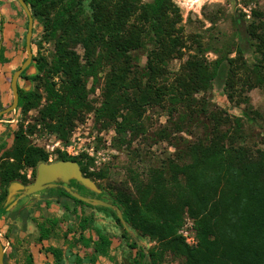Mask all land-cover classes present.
Here are the masks:
<instances>
[{
	"label": "trees",
	"instance_id": "obj_1",
	"mask_svg": "<svg viewBox=\"0 0 264 264\" xmlns=\"http://www.w3.org/2000/svg\"><path fill=\"white\" fill-rule=\"evenodd\" d=\"M24 1L34 19L33 31L41 22L44 38L54 42L50 61L43 56L33 58L36 73L26 75L25 69L20 75L34 82V88L24 91L18 85L17 108L27 112L39 107L38 125L66 142L74 122L87 107L86 79L108 64L98 111L114 123L118 134L132 130L135 120L130 112L151 102L159 104L166 97L172 114L178 112L180 119L174 123L178 130L183 124L181 117L189 120L191 135V128L207 129L203 139L187 142L181 154L170 158L165 168L151 171L146 182L133 178V190L130 183L110 186L112 203L122 208L125 222L141 237L157 243L156 250L148 252L136 242L129 245L136 249L134 264H153L155 258L167 252L182 257L183 264H264V149H251L237 142L242 128L239 117L232 120L211 110L204 99H196V94L206 92L214 78H224L232 86L239 65L236 58L227 56L230 51H220L218 58L209 61L204 56L207 49L202 50L197 42L195 51L187 56L168 86L163 81L165 63L181 55L185 46L181 29L176 28L178 9L171 0H89V16L84 14L82 0ZM19 9L23 11L20 6ZM243 18L233 17L238 38L235 51L237 58H242L253 48L259 56L252 73L254 83L260 85L264 83V13L253 10L249 19ZM24 21L27 26L26 15ZM147 42L152 48L145 65L138 68L134 63L137 56L131 53L144 48ZM74 44L82 48V58L71 48ZM250 80L243 78L244 82ZM121 102L128 114L120 113ZM205 118L210 125H204ZM3 146L0 144V150ZM0 160L1 204L6 186L13 181L30 183L22 170L30 168L33 175L39 163L48 162V153L32 145L19 129ZM57 160L77 162L82 174L93 180L106 175L102 170H89L91 159L61 154ZM44 196L55 197L57 202L65 197L74 205H85L64 189L47 188ZM20 213H27L26 208L22 207ZM183 215L193 220L195 245H187L177 234ZM89 222L87 217L79 220L78 240L85 247L91 238L84 237L82 231ZM56 223V219L45 217L38 224L39 242L48 239ZM97 236L91 263L96 256L104 255L110 244L105 235ZM50 253L55 259L51 264H63L60 250L51 249ZM75 264H81L80 259Z\"/></svg>",
	"mask_w": 264,
	"mask_h": 264
},
{
	"label": "rangeland",
	"instance_id": "obj_2",
	"mask_svg": "<svg viewBox=\"0 0 264 264\" xmlns=\"http://www.w3.org/2000/svg\"><path fill=\"white\" fill-rule=\"evenodd\" d=\"M88 2L89 0H82L86 16L90 15ZM171 2L178 9L180 20L176 28L181 29L185 46L181 49V55L169 58L165 63L163 81L168 86L171 85L187 56L195 51L197 42L201 44L202 50L207 49L204 56L209 61L218 58L220 51L223 53L230 51L227 56L236 58V65H239L232 86L229 87L224 78H214L206 92L196 94V99H204L211 110H217L232 120L239 117L242 128L237 142L251 149H264V83L260 85L254 83L256 78L252 73L255 69L254 65L259 63V56L253 52V48H249L242 54V58H237L235 41L237 43L238 38L233 23L234 16H244L243 19H249L253 10L264 13V0H171ZM20 16L23 18L21 21L18 20L19 23L17 19L7 16L0 23V26H3V29L1 28L3 42L0 46V78L1 75L4 77L2 79L4 82L1 84L2 87L5 85L0 92L2 108L7 107L12 101L10 79L26 58L25 13L21 11ZM30 45L32 61L25 70L26 75L36 73L33 58L43 56L50 61L54 53V42L44 38L41 22L32 32ZM71 48L82 58L83 50L80 45L74 44ZM151 48V43L147 42L144 48L131 53L137 56L134 63L138 68L145 65L147 53ZM81 62L83 63L82 60ZM108 72L109 65L105 64L94 76L86 79L87 107L74 122L66 142L37 124L39 107L27 112L16 107L14 111L1 116L0 144L3 143L4 146L0 150V157L10 148L13 133L21 129L32 145L41 147L48 153V162L58 161L57 157L61 154L81 157L84 160L91 159L92 164L89 170H102L106 174L104 178L97 180L83 175L91 180L94 189L73 180L66 184L53 183L51 188L65 190L66 186L86 199L81 200L85 205L76 206L70 199L65 198L62 200L67 207L65 208L62 203L54 200L40 201L44 190L27 195L18 185H12L18 183L27 186L34 182L37 167L33 175L30 168L23 169L22 172L26 173L27 179L31 182L28 184H22L19 181L11 182L6 186V196L0 204V240L5 249L4 264H51L55 262L50 253L51 249L61 251L63 264H75L78 259L81 264H134L136 249L129 246L133 242L146 252L151 249L156 250L155 241L148 237H141L125 222L122 208L112 203L110 186L130 183L133 190V178L135 181L146 182L151 171L160 167L165 168L170 158L181 154V149L187 142L203 139L207 129L202 126L191 128V135L188 132L189 120L181 117L183 124L179 125L180 130H178L174 126V123L180 119L178 112L172 114L171 103L166 97L159 104L151 102L139 106L135 113L130 112L135 120L132 130L118 134L114 123L108 121L98 111L102 104ZM246 73H248L247 76ZM129 77L131 78L132 75ZM245 77L252 80L244 82ZM17 83L24 91L33 89L35 85L34 82L23 78H19ZM43 103L44 99L41 105ZM124 105L121 102L120 113L128 114L129 110H125ZM203 123L205 126L210 125L206 118L203 119ZM165 177H168L167 173ZM11 187L14 193L11 198H8ZM2 189L0 186V196ZM22 206H25L28 211L25 217H22L18 211ZM108 208L113 210L121 224L115 221ZM45 217L54 218L57 223L52 228L48 239L39 242L38 224ZM82 217L90 218L89 226L82 231L84 237L91 238V242L86 247L78 240L81 233L79 220ZM98 233L105 235L110 244L105 249V254L96 256L94 263H91L89 259L93 254V242L98 241ZM183 261L182 257L167 252L160 258H155L153 264H183Z\"/></svg>",
	"mask_w": 264,
	"mask_h": 264
},
{
	"label": "water",
	"instance_id": "obj_3",
	"mask_svg": "<svg viewBox=\"0 0 264 264\" xmlns=\"http://www.w3.org/2000/svg\"><path fill=\"white\" fill-rule=\"evenodd\" d=\"M21 8L23 9L25 15L27 16V29L25 33V52L26 58L20 65L18 69H16L10 79V91L12 94L11 103L0 109V117L3 114L14 111L18 105L19 93H18V79L20 78L21 73L31 64L32 61V51H31V36L33 32V17L31 11L24 0H17ZM70 180L79 182L85 187L94 189V185L89 178L83 176L79 165L75 161H55L44 163L41 162L37 165L36 168V177L32 184L23 186L18 183H13L12 185H18L20 189L24 191L25 194L31 195L46 188H51L52 184L55 182L68 183ZM65 190L73 197L78 198L80 200L85 201L86 199L79 196L78 194L72 192L68 187H64ZM12 187L9 188L8 198L13 194ZM8 201V200H7ZM4 246L0 240V264H4Z\"/></svg>",
	"mask_w": 264,
	"mask_h": 264
},
{
	"label": "crops",
	"instance_id": "obj_4",
	"mask_svg": "<svg viewBox=\"0 0 264 264\" xmlns=\"http://www.w3.org/2000/svg\"><path fill=\"white\" fill-rule=\"evenodd\" d=\"M17 0H0V23L1 21L4 20V17H10V18H15L17 19V21H21V19L23 17L20 16V12L21 10L19 9V3L17 2ZM21 7V6H20ZM23 10V9H22ZM24 12V11H23ZM19 21L17 23H19ZM3 26H0V46L2 45V28ZM2 28V29H1ZM6 77V76H5ZM4 77L0 78V84L4 82V80L2 81ZM5 86V85H4ZM4 86L2 87V84L0 85V92H2V89H4ZM9 87H10V83H9Z\"/></svg>",
	"mask_w": 264,
	"mask_h": 264
},
{
	"label": "built area",
	"instance_id": "obj_5",
	"mask_svg": "<svg viewBox=\"0 0 264 264\" xmlns=\"http://www.w3.org/2000/svg\"><path fill=\"white\" fill-rule=\"evenodd\" d=\"M177 234L183 238L187 245L192 246L197 242L193 231V220L188 216L185 217L184 222L178 228Z\"/></svg>",
	"mask_w": 264,
	"mask_h": 264
},
{
	"label": "flooded vegetation",
	"instance_id": "obj_6",
	"mask_svg": "<svg viewBox=\"0 0 264 264\" xmlns=\"http://www.w3.org/2000/svg\"><path fill=\"white\" fill-rule=\"evenodd\" d=\"M18 100H19V99H18ZM11 112H12V111H11ZM9 113H10V112H9ZM3 115H4V114H3ZM3 115H2V116H3ZM0 119H1V117H0ZM46 189H47V188H46ZM46 189H45V190H46ZM45 190H44V191H45ZM42 195H43V197H41V200H40V201H43V200H44V201L47 202L48 200H54L55 202H57V200L55 199V197H46V196H44V193H43ZM63 199H65V197H63V198L60 200V202H57V203H62V205H65V203L62 202ZM67 199H68V198H67ZM72 202H73V201H72ZM76 206H78V205H76ZM22 207H25V206H22ZM22 207H20V208L18 209L19 213H20V209H21ZM25 208H26V207H25ZM26 210H27V208H26ZM27 212H28V211H27ZM20 214H21V213H20ZM21 215H22V217H23V216L25 217V216L28 215V213H25L24 215L21 214ZM53 219H54V218H53Z\"/></svg>",
	"mask_w": 264,
	"mask_h": 264
}]
</instances>
